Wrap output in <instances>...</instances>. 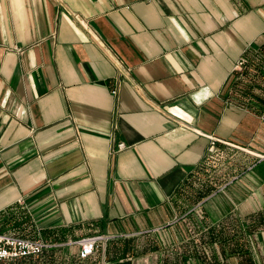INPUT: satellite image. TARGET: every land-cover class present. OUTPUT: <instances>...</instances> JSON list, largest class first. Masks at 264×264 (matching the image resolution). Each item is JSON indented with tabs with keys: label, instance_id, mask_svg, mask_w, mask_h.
<instances>
[{
	"label": "crops",
	"instance_id": "obj_1",
	"mask_svg": "<svg viewBox=\"0 0 264 264\" xmlns=\"http://www.w3.org/2000/svg\"><path fill=\"white\" fill-rule=\"evenodd\" d=\"M263 30L264 0H0V232L46 245L0 263L264 264Z\"/></svg>",
	"mask_w": 264,
	"mask_h": 264
},
{
	"label": "built area",
	"instance_id": "obj_2",
	"mask_svg": "<svg viewBox=\"0 0 264 264\" xmlns=\"http://www.w3.org/2000/svg\"><path fill=\"white\" fill-rule=\"evenodd\" d=\"M264 33V30H263ZM243 64V60L239 59L234 68H238ZM123 143H119L118 147L123 148ZM101 239L99 235L87 236L79 239L78 256L86 259L94 253L97 242ZM46 248L45 243L28 238H23L11 234L0 232V261H11L25 257L37 256Z\"/></svg>",
	"mask_w": 264,
	"mask_h": 264
},
{
	"label": "rangeland",
	"instance_id": "obj_3",
	"mask_svg": "<svg viewBox=\"0 0 264 264\" xmlns=\"http://www.w3.org/2000/svg\"><path fill=\"white\" fill-rule=\"evenodd\" d=\"M253 213H255V212H253ZM252 213V214H253ZM256 218L258 219V222H261L262 224L264 223V208H262V209H259V210H257L256 211ZM253 216H251V218H252ZM251 218H249L248 216H244V217H242L241 219H242V222H244V220H251ZM244 224V223H243ZM262 226H264V224L262 225ZM247 227H249V226H247ZM216 236V235H215ZM81 259V258H80ZM0 264H2V263H0Z\"/></svg>",
	"mask_w": 264,
	"mask_h": 264
}]
</instances>
